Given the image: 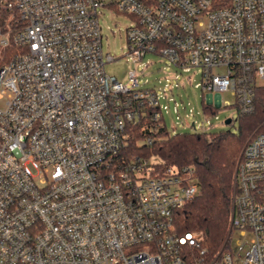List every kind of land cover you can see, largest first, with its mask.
Wrapping results in <instances>:
<instances>
[{
	"label": "built area",
	"instance_id": "1",
	"mask_svg": "<svg viewBox=\"0 0 264 264\" xmlns=\"http://www.w3.org/2000/svg\"><path fill=\"white\" fill-rule=\"evenodd\" d=\"M105 6L132 17L134 62L198 66L202 91L230 93L238 115L264 88V0H0V49L14 46L0 65V264H264V120L235 167L226 247L208 256L173 223L200 193L194 168L117 157L129 123L164 118L135 70L105 72Z\"/></svg>",
	"mask_w": 264,
	"mask_h": 264
},
{
	"label": "trees",
	"instance_id": "2",
	"mask_svg": "<svg viewBox=\"0 0 264 264\" xmlns=\"http://www.w3.org/2000/svg\"><path fill=\"white\" fill-rule=\"evenodd\" d=\"M6 14L5 18L8 17ZM12 50L13 44L0 49V65L10 57ZM202 111L213 115L217 108L202 101ZM263 120L264 88L256 92L254 111L237 116L236 133L230 130H194L170 134L162 119L154 129L155 122L146 113L139 122L126 126L124 145L117 157L121 161L155 157L154 167L158 171L171 165L194 168L200 193L174 210V229L177 234L200 232L201 247L206 249L208 256H213L226 247L229 239V220L235 192L234 171L241 150L249 136L261 128ZM147 138H152L151 142H146Z\"/></svg>",
	"mask_w": 264,
	"mask_h": 264
},
{
	"label": "rangeland",
	"instance_id": "3",
	"mask_svg": "<svg viewBox=\"0 0 264 264\" xmlns=\"http://www.w3.org/2000/svg\"><path fill=\"white\" fill-rule=\"evenodd\" d=\"M98 22L102 52L115 57L114 60L105 62V72L126 83L129 80L128 73L135 70L139 87L154 88L170 134L194 130L237 132L238 112L234 106V97L228 92L215 96L202 91L201 70L198 66H178L151 52L134 62L126 53V28L132 22V17L105 6L100 9ZM215 98L218 99L215 104L217 112L213 115L204 114L202 101L215 103ZM227 117H231L232 123H224ZM191 123H194V126ZM151 160L157 159L154 157Z\"/></svg>",
	"mask_w": 264,
	"mask_h": 264
},
{
	"label": "water",
	"instance_id": "4",
	"mask_svg": "<svg viewBox=\"0 0 264 264\" xmlns=\"http://www.w3.org/2000/svg\"><path fill=\"white\" fill-rule=\"evenodd\" d=\"M231 122V118L230 117H227L224 119V123L225 124H229ZM193 125V123H191Z\"/></svg>",
	"mask_w": 264,
	"mask_h": 264
}]
</instances>
